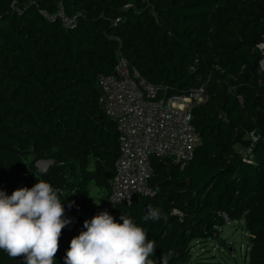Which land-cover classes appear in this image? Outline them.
<instances>
[{
  "label": "trees",
  "instance_id": "trees-1",
  "mask_svg": "<svg viewBox=\"0 0 264 264\" xmlns=\"http://www.w3.org/2000/svg\"><path fill=\"white\" fill-rule=\"evenodd\" d=\"M61 10L72 28L43 15ZM263 37L264 0H0V190L11 195L38 180L58 190L72 222L55 264L86 230L83 216L101 212L91 182L102 201L111 192L120 147L98 78L121 57L167 96L204 87L206 101L192 110L193 159L183 167L154 159L155 195L111 215L146 229L156 264L162 253L167 264H226L194 250L213 242L231 253L221 235L230 222L249 238L243 264H264ZM40 160L53 164L41 171ZM149 205L164 215L145 223ZM0 264L23 260L0 250Z\"/></svg>",
  "mask_w": 264,
  "mask_h": 264
},
{
  "label": "built area",
  "instance_id": "built-area-1",
  "mask_svg": "<svg viewBox=\"0 0 264 264\" xmlns=\"http://www.w3.org/2000/svg\"><path fill=\"white\" fill-rule=\"evenodd\" d=\"M43 15L51 22L61 21L67 29L76 23L63 10L55 16ZM257 48L262 54L259 69L264 73V40ZM98 86L103 110L116 124L120 147L110 195L97 203L101 211L111 214L118 205H130L138 196L155 195L149 186L154 159L182 167L193 159L200 139L192 123V110L205 103L206 96L204 87L187 96H167L123 57L114 73L99 76Z\"/></svg>",
  "mask_w": 264,
  "mask_h": 264
},
{
  "label": "clouds",
  "instance_id": "clouds-1",
  "mask_svg": "<svg viewBox=\"0 0 264 264\" xmlns=\"http://www.w3.org/2000/svg\"><path fill=\"white\" fill-rule=\"evenodd\" d=\"M159 215L149 205L142 219L147 223ZM119 219L122 223L105 210L85 220L86 230L71 239L65 264H156V243L146 229L126 214ZM71 222L58 190L44 180L11 195L0 190V250L10 258H22L23 264H55L62 229ZM167 259L162 253L161 264Z\"/></svg>",
  "mask_w": 264,
  "mask_h": 264
},
{
  "label": "rangeland",
  "instance_id": "rangeland-1",
  "mask_svg": "<svg viewBox=\"0 0 264 264\" xmlns=\"http://www.w3.org/2000/svg\"><path fill=\"white\" fill-rule=\"evenodd\" d=\"M102 107L103 104L100 102ZM47 160H40L36 163V167L41 170V171H46L50 168V166L53 164L52 161H48V165H44L43 162ZM41 162V163H39ZM104 196L103 194V189L99 188L98 185L95 184V182H91L90 184V198L92 200V204L94 206L97 205L98 201L103 199L102 197ZM65 208V215L67 214V207L64 205ZM161 215H164L162 212H160ZM84 219L86 220L87 216H83ZM222 238L225 240L227 243V246H230V252L227 253L222 252L219 250V247L213 243V242H208L207 244H202L199 247H196L194 250V253L196 255H201L205 253H210L207 256H212L216 255L218 257V260L220 261H225L226 264H243L244 263V257L248 248V243H249V238L247 233L241 229L238 228L235 223L230 222L229 224L225 225L222 230ZM207 251V252H206ZM228 254L231 255L232 258L228 259ZM217 260V261H218Z\"/></svg>",
  "mask_w": 264,
  "mask_h": 264
},
{
  "label": "water",
  "instance_id": "water-1",
  "mask_svg": "<svg viewBox=\"0 0 264 264\" xmlns=\"http://www.w3.org/2000/svg\"><path fill=\"white\" fill-rule=\"evenodd\" d=\"M39 163H41V162H39ZM41 164H42V163H41ZM43 164H44V165H48L49 162H48V161H45V162H43Z\"/></svg>",
  "mask_w": 264,
  "mask_h": 264
}]
</instances>
